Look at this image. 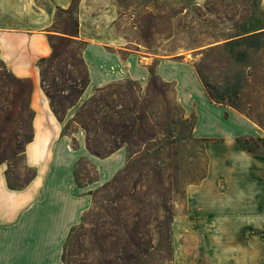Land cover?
Returning <instances> with one entry per match:
<instances>
[{"label":"rangeland","instance_id":"1","mask_svg":"<svg viewBox=\"0 0 264 264\" xmlns=\"http://www.w3.org/2000/svg\"><path fill=\"white\" fill-rule=\"evenodd\" d=\"M114 3L115 29L126 48L122 57L140 52L148 62L145 85L123 77L87 92L85 43L68 37L73 25L58 9L53 35L70 41H58L55 57L40 68L42 89L75 149L83 134L92 156L105 158L122 148L128 153L125 167L92 192L93 204L66 244L65 262L124 264L130 253L138 258L135 264H214L215 220L194 211L187 196V188L200 183L208 167L203 141L194 135L197 118L187 114L176 84L162 79L156 66L161 59L180 57L193 66L213 103L264 129L262 0ZM22 85L0 62V164L8 168L12 186L33 176L23 154L33 114L30 90ZM125 134L129 143L122 139ZM87 137L97 154L88 148ZM259 141L244 139L249 150H256ZM98 178L90 162L77 164L78 184Z\"/></svg>","mask_w":264,"mask_h":264},{"label":"crops","instance_id":"2","mask_svg":"<svg viewBox=\"0 0 264 264\" xmlns=\"http://www.w3.org/2000/svg\"><path fill=\"white\" fill-rule=\"evenodd\" d=\"M72 2L0 0V61L15 77L32 82L34 111L32 141L23 153L33 176L12 188L8 168L0 165V264H65L66 243L91 208L92 192L111 181L128 160L123 148L105 158L90 155L83 134L75 149L42 89L39 63L53 54L56 10H67ZM118 18L114 0L79 1V37L86 42L83 59L90 77L87 92L123 77L141 85L149 79L148 62L140 52L123 59L126 48L115 29ZM178 58L161 59L156 73L176 84L178 101L188 115L196 116L194 135L203 141L208 157L205 178L187 188L188 202L215 220L214 264H264V129L213 103L193 66ZM247 138L260 139L256 150L246 147ZM81 160L96 169L94 183L78 184Z\"/></svg>","mask_w":264,"mask_h":264},{"label":"trees","instance_id":"3","mask_svg":"<svg viewBox=\"0 0 264 264\" xmlns=\"http://www.w3.org/2000/svg\"><path fill=\"white\" fill-rule=\"evenodd\" d=\"M79 1L80 0H73V2H72V5L70 6V8L69 9H67V10H64V9H58L59 10V12H61V13H64L66 16H67V20H66V22L67 23H71L72 25H73V29L69 32V34H67L68 35V37L69 38H77V39H79L80 41H82L81 39H80V37H79ZM58 41H60L61 43H68L69 41H70V39H60V40H58L57 39V37H55V35H51V37H50V43H51V45H52V47H53V54H52V56L51 57H49V58H44V59H42L41 61H40V63H39V68H41V65L42 64H44L45 62H47V61H49V60H51L52 58H54L55 57V55H56V51H57V48H56V44L58 43ZM83 43H85V47H86V42H84V41H82ZM1 62V61H0ZM2 63V62H1ZM2 65L6 68V66L2 63ZM7 69V68H6ZM40 76H41V73H40ZM17 78V77H16ZM19 79V78H18ZM19 82H21L23 85L22 86H24V87H27L29 90H30V96H31V93H32V87H33V85H32V82L31 81H29V80H24V79H19ZM41 82H45V80H44V77H43V74H42V76H41ZM43 88V87H42ZM21 89L23 90V87H21ZM30 96H29V109L31 110V112H32V114H33V116H32V120H33V118H34V111L31 109V107H30ZM210 99V98H209ZM211 100V99H210ZM51 108H52V111H53V113L56 115V117L58 116V112H57V110L55 109V106H54V104L52 103V105H51ZM58 118V117H57ZM31 128H32V125H31ZM87 131H88V133L90 132V130H88V129H86ZM31 131H32V136H31V139L30 140H28V142H27V144L29 143V142H31L32 141V137H33V129H31ZM118 137V136H117ZM122 139H123V141L124 142H126V141H128V143H129V140H130V138L125 134V135H123L122 136ZM128 139V140H127ZM87 144H88V148L90 149V150H92L95 154H97V152H96V149H95V147L91 144V142H90V138L89 137H87ZM26 144V145H27ZM23 153H24V151H23ZM1 165V164H0ZM7 179H8V176H7ZM8 183H9V186L10 187H12V188H17V187H20V186H12L11 184H10V182H9V179H8ZM73 230V229H72ZM71 233H72V231H71ZM71 233H70V235H69V238L71 237ZM69 238H68V240H69ZM68 242V241H67ZM67 244V243H66ZM65 248H66V246H65ZM63 259H64V262H65V249H64V255H63ZM137 257L136 256H134L133 254H130V253H128V254H125V256H124V258H123V261H124V264H135L136 263V261H137ZM65 264H66V262H65Z\"/></svg>","mask_w":264,"mask_h":264}]
</instances>
